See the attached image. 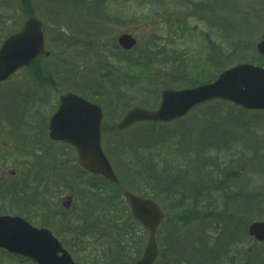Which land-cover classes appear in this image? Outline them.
I'll return each mask as SVG.
<instances>
[{"label":"rangeland","instance_id":"rangeland-1","mask_svg":"<svg viewBox=\"0 0 264 264\" xmlns=\"http://www.w3.org/2000/svg\"><path fill=\"white\" fill-rule=\"evenodd\" d=\"M30 15L43 22L51 54L0 83V176L13 165H31L0 182V213L51 218L61 199L44 196L45 181H59L66 194L85 179L74 149L47 137L59 96L71 91L102 107L101 143L119 185L109 189L101 178L91 177L98 193L119 192L121 185L144 191L140 194L154 198L167 214L156 235L160 254L155 264H264V242L246 233L251 222L264 221V110L214 100L177 121L115 129L129 108L157 107L163 88L210 82L237 63L263 65L255 45L264 34V0H0V43ZM122 33L136 39L131 50L118 46ZM163 163L170 164L174 178L170 193L155 189L156 177L163 181L167 173ZM213 181L220 188L213 186L208 195L223 202V217L189 224L182 188H196L199 199L207 197L200 189L206 192ZM28 188L35 189L34 207L20 199L32 196ZM244 191L250 200L243 210L238 200ZM114 199V209L103 210L112 211L109 218L97 221L89 207L79 211L74 202L62 222H44L78 264L112 263L109 225L131 232V238L119 237L131 258L138 241L142 248L146 230L132 220L120 194ZM193 207L199 212L203 206L196 202ZM97 211L96 206L100 217ZM89 217H94L93 227ZM217 241L218 254L211 251ZM0 264L32 263L0 250Z\"/></svg>","mask_w":264,"mask_h":264},{"label":"water","instance_id":"water-1","mask_svg":"<svg viewBox=\"0 0 264 264\" xmlns=\"http://www.w3.org/2000/svg\"><path fill=\"white\" fill-rule=\"evenodd\" d=\"M117 42L125 50L136 43L128 33L119 35ZM256 50L264 57V35L257 42ZM49 54L43 23L34 16L27 17L21 28L7 35L0 45V81ZM212 99L231 101L245 109H264V66L240 63L222 71L209 84L180 90L165 89L156 110L134 107L116 127L123 129L141 121H171L195 105ZM101 116L98 105L72 92L62 94L49 121V137L72 145L77 152L78 163L88 172L116 182L117 177L100 146ZM122 195L133 219L148 231L141 257L131 264H152L158 255L155 233L164 213L150 198L126 189H122ZM247 232L256 240L263 241L264 222L251 223ZM0 247L37 264H75L50 230L31 226L19 216L0 215Z\"/></svg>","mask_w":264,"mask_h":264},{"label":"trees","instance_id":"trees-1","mask_svg":"<svg viewBox=\"0 0 264 264\" xmlns=\"http://www.w3.org/2000/svg\"><path fill=\"white\" fill-rule=\"evenodd\" d=\"M143 124L150 125V126L151 125H155V124H152V123H140V124H137V125H143ZM143 132L144 133L146 132L145 129L143 130ZM150 133H152V131ZM163 165L166 166V169H167L166 172L167 173L166 174L163 173V175H162L163 181H161L159 178L156 177L155 189L159 188V189H162L164 192L170 193V190L173 189V186H172L173 182L172 181H174V178L173 177L171 178L170 164L169 163H163ZM211 174L212 173L210 172V175ZM176 175H178V174H176ZM226 179H227V177H226ZM209 185H210V189H209V186H207L208 189H209L207 191V193H211L213 186L217 187V188H220V185H219L218 181H213V182L209 183ZM109 186H111V187H109ZM114 186H117V185H114ZM108 187H109V189H111L113 186L108 184ZM184 188H182V190L186 193L185 194L186 196H185L184 199L190 200V196L191 195L188 193V191H186V189L190 190V186L187 187V188L185 186ZM194 190H196V188L193 189V191ZM137 192L138 193H142V192L145 193L144 191H141V192L137 191ZM218 193L221 194V192H218ZM245 193H247V192L244 191L243 197L241 198V201L238 200V203L240 202L238 204V206L240 208H242V206H247V208H249L248 207V204H249L248 201L250 199L245 196ZM119 194L120 193L117 192V190H115V192L113 194L108 191V199H107V197L104 196L103 192L100 191V193H98V191H97V193H96L97 199L91 204L92 206L95 205V209H93L92 211H93V216L96 217L97 221L100 220L103 217H107L108 216V218H109V216L112 214L111 213L112 211H105L104 212L103 210H105L104 208L106 206H108V209H114V207L112 205V200ZM237 195H239V193H236L235 196H237ZM107 200H108V203H107ZM174 202L176 203L175 198H174ZM186 204L188 205L187 201H186ZM96 206H97V209H98L97 214L100 215V217L96 216ZM188 206H190V205H188ZM188 206L185 208L186 218H187V213L189 212ZM125 208H126V211H127L128 209H127L126 206H125ZM208 212H211V209H209ZM102 215H103V217H102ZM95 223L96 222H94V224ZM123 234H124V236L131 238V232L129 230H127L125 228V226L121 227L120 229H114L111 225L108 226V241H109L108 242V254L112 255V263H110V264H128L131 261H133L141 252V242L138 241V246L135 247V252L132 253L133 254V258H131L130 254H128L126 252L125 246H123L125 244V240L119 242V237L121 235H123Z\"/></svg>","mask_w":264,"mask_h":264},{"label":"flooded vegetation","instance_id":"flooded-vegetation-1","mask_svg":"<svg viewBox=\"0 0 264 264\" xmlns=\"http://www.w3.org/2000/svg\"><path fill=\"white\" fill-rule=\"evenodd\" d=\"M30 166H31L30 163L27 161H25V163H22V164L19 163L18 165H13V168L11 170H8L7 174H5L4 171H2L3 174L1 175L0 180L5 181L8 177H15L16 173L18 171L22 170L23 168L29 169ZM56 166H54V167H56ZM55 169L56 168H54L53 172H55ZM82 174L85 178H86V176H88V174L85 171H83ZM58 176H59V173H56L57 178H58ZM45 182H46V185L43 188H44V191H46V192H45L44 196H46L47 199H49L51 201L56 200L57 198H60L61 199L60 200V209H55L54 214L51 216V218H47L46 216H39L40 217L39 220H36L34 218L38 215L33 214V212L22 213L20 215V216H23L30 224L37 226V227H48V224L44 223L45 221L48 222V220L52 221L53 223L54 222L55 223L62 222V220H63L62 216L64 215V211H68L69 208H71L73 206L74 200H78L80 194L82 196L81 197L82 200H85L87 198V196L89 194H91V189L94 186V183L91 180H85L84 181V183H86L85 186H81V184H80V185H78V187H74V188L70 189L69 192L64 194V190L61 189L62 187L60 188L61 183L59 181L54 183L52 181L49 182L48 180H46ZM53 183L55 185H52ZM27 192L32 195V196L26 197L27 203H30L32 205V207H34L35 206L34 195L36 196L35 189H31V191H30V188H28ZM200 200H202V197L200 198ZM191 215H193L192 212H191ZM215 215L218 216L219 214L216 213ZM19 259L24 260L22 258H19ZM28 262H30V261H28Z\"/></svg>","mask_w":264,"mask_h":264}]
</instances>
